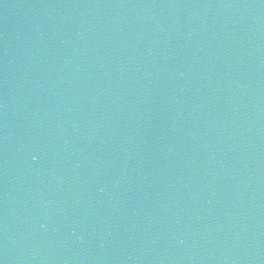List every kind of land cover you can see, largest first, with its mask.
I'll return each mask as SVG.
<instances>
[{
    "label": "water",
    "instance_id": "1",
    "mask_svg": "<svg viewBox=\"0 0 264 264\" xmlns=\"http://www.w3.org/2000/svg\"><path fill=\"white\" fill-rule=\"evenodd\" d=\"M0 264H264V0H0Z\"/></svg>",
    "mask_w": 264,
    "mask_h": 264
}]
</instances>
